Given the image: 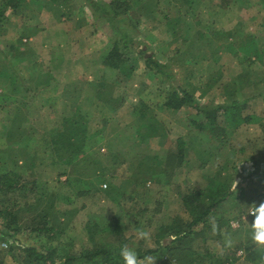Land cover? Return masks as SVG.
I'll return each mask as SVG.
<instances>
[{
	"label": "rangeland",
	"instance_id": "rangeland-1",
	"mask_svg": "<svg viewBox=\"0 0 264 264\" xmlns=\"http://www.w3.org/2000/svg\"><path fill=\"white\" fill-rule=\"evenodd\" d=\"M129 1L120 71L102 63L111 41L84 0H0V173L26 183L0 206L20 241L60 252L127 245L154 264H264L246 223L264 199V0ZM149 56L201 102L236 99L253 120L215 129L191 107L166 108ZM220 184L224 201L160 249L189 221L182 196ZM42 216L52 230L28 232ZM0 264L32 262L2 236Z\"/></svg>",
	"mask_w": 264,
	"mask_h": 264
},
{
	"label": "trees",
	"instance_id": "trees-1",
	"mask_svg": "<svg viewBox=\"0 0 264 264\" xmlns=\"http://www.w3.org/2000/svg\"><path fill=\"white\" fill-rule=\"evenodd\" d=\"M10 0H7V2ZM232 0H227L225 5ZM84 3L92 11V16L96 23L104 24L108 38L111 41L110 48L103 57L102 63L112 69L120 71H128L126 63L128 61V52L130 46L133 45V40L128 29L124 28L125 19L130 9L129 0H84ZM5 3L0 6V17L3 13ZM148 69L154 70L155 75L160 79L161 84H167L166 95L164 96L163 105L172 110L177 111L184 106L193 108L196 113L203 116L206 123L212 128H224L226 125L233 127L242 122H249L253 119L247 115L239 116L237 108L240 102L236 99H231L223 103H205L194 97L185 87L175 82L174 75L169 69V64L161 63L153 57L144 59ZM142 116V112L140 113ZM178 150L177 157L182 159V142ZM26 183L14 171L4 170L0 173V193H7L13 190L25 189ZM33 187V182L30 183ZM220 185H211L208 190L192 188L182 196V203L186 211L189 213V221L182 226L175 222L172 226V232L177 235L176 239L167 240L159 245L160 249H169L170 242L180 241L185 236H189L192 232V227L212 213L221 204L227 196L228 189L220 188ZM260 202V201H259ZM2 205V204H1ZM16 224V219L11 209L6 205L0 206V238L7 236L15 244H20L25 251L27 258L32 264H76L77 261H83L86 264H122L119 256V250L123 245L112 247L102 246L94 250L76 253L70 249L60 252L57 247L39 245L29 243L28 241H20V229ZM219 225V223H218ZM20 230V231H19ZM52 227L48 224L46 217L42 216L34 227H30L28 232L37 234L48 233ZM178 241V242H179ZM174 249V248H172ZM147 251L146 253H153ZM181 253H178L176 260L180 259ZM254 253H249L248 257H253ZM213 264V263H211Z\"/></svg>",
	"mask_w": 264,
	"mask_h": 264
},
{
	"label": "clouds",
	"instance_id": "clouds-1",
	"mask_svg": "<svg viewBox=\"0 0 264 264\" xmlns=\"http://www.w3.org/2000/svg\"><path fill=\"white\" fill-rule=\"evenodd\" d=\"M235 187V185H234ZM247 216H251L252 220L246 221L247 227L250 230L251 240L259 247L264 248V199H260V202L256 201L247 210ZM233 227H237L236 223H233ZM216 226L213 223V231ZM136 239L149 242L151 240V234L149 231L138 229L136 230ZM226 245H230L231 241L226 240ZM119 256L122 260V264H154V258L152 256H144L138 258L135 248H130L124 245L119 250Z\"/></svg>",
	"mask_w": 264,
	"mask_h": 264
},
{
	"label": "crops",
	"instance_id": "crops-1",
	"mask_svg": "<svg viewBox=\"0 0 264 264\" xmlns=\"http://www.w3.org/2000/svg\"><path fill=\"white\" fill-rule=\"evenodd\" d=\"M101 93L103 94V90H101ZM94 103L96 104V101Z\"/></svg>",
	"mask_w": 264,
	"mask_h": 264
}]
</instances>
